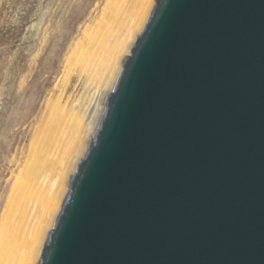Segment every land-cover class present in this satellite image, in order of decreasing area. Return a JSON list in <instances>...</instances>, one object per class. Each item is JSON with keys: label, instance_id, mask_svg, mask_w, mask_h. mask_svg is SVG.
Returning <instances> with one entry per match:
<instances>
[{"label": "water", "instance_id": "obj_1", "mask_svg": "<svg viewBox=\"0 0 264 264\" xmlns=\"http://www.w3.org/2000/svg\"><path fill=\"white\" fill-rule=\"evenodd\" d=\"M35 264H264V0H153Z\"/></svg>", "mask_w": 264, "mask_h": 264}, {"label": "bare ground", "instance_id": "obj_2", "mask_svg": "<svg viewBox=\"0 0 264 264\" xmlns=\"http://www.w3.org/2000/svg\"><path fill=\"white\" fill-rule=\"evenodd\" d=\"M103 5L102 13L83 30L66 58L59 93L50 98L42 113L27 159L4 202L0 264H35L66 192L67 179L85 150L121 59L142 29L153 0H106ZM72 76L75 82L68 91Z\"/></svg>", "mask_w": 264, "mask_h": 264}, {"label": "rangeland", "instance_id": "obj_3", "mask_svg": "<svg viewBox=\"0 0 264 264\" xmlns=\"http://www.w3.org/2000/svg\"><path fill=\"white\" fill-rule=\"evenodd\" d=\"M105 3L0 0V219L42 113L59 93L66 58Z\"/></svg>", "mask_w": 264, "mask_h": 264}]
</instances>
